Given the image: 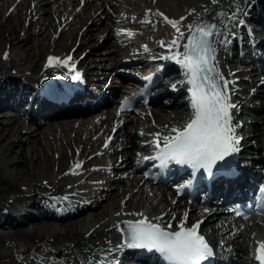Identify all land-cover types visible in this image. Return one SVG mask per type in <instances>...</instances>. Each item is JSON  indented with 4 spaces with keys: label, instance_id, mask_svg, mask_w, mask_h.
<instances>
[{
    "label": "bare ground",
    "instance_id": "obj_1",
    "mask_svg": "<svg viewBox=\"0 0 264 264\" xmlns=\"http://www.w3.org/2000/svg\"><path fill=\"white\" fill-rule=\"evenodd\" d=\"M51 1L0 0V105L20 107L33 93L29 89L24 93L28 85L39 79L61 80L72 76V64L84 74L96 70L102 75V82L108 79L113 82L114 76H120L117 70L141 67L142 60L136 58H143L145 46L162 57L169 56L168 49H163L159 42L166 44L176 33L157 12L174 20L186 17L180 25L182 29L204 17L216 19L221 26L224 18L217 16V12L235 11L237 6L239 13H246L250 7L259 8L260 16L255 17L264 20V0H221L219 5H212L210 0H84L64 14H58ZM193 9L200 15H189ZM112 12L119 24L136 29L140 39L134 41L127 30L110 26L111 30H106L101 40L100 34L106 26L98 29L100 14ZM146 19L151 22L144 23ZM95 28L99 33L91 32ZM222 40L220 35L215 48L226 45ZM72 48L68 67H45L49 56L65 59ZM255 56L254 52L248 54L250 60ZM164 62L166 66L176 67L177 72L175 76H160L152 87L158 93L146 107L124 110L117 116L116 106L110 109L109 105L78 120L73 116L45 120L49 114L78 109L86 98L85 94L67 87L68 81L45 83L39 89L44 97L40 101L34 99L30 107L36 113L29 118L33 122L31 126L17 124L10 131L3 130L0 122V223L12 210L21 213L17 221L4 223L7 231H0V264H86L94 253L106 250L109 241L113 247L117 244L114 238L118 232L113 225L138 219L136 213H143L163 227L171 221L172 229H176L186 207L189 211L192 206L165 193L161 198L146 196L140 177L130 176L127 170L142 158V151L151 153L153 137L150 134L158 129L149 126L150 117L159 121L165 129L162 133L167 134L165 126L173 127L170 122L176 125L188 108V95L182 89L187 86L182 69L171 59L164 58L161 63ZM126 64L131 69L125 68ZM239 69L254 74L245 63L232 74H237ZM262 81L264 76L254 84L253 90L248 89L249 85L231 96L232 102L238 105L232 114L234 123L241 124L237 129L241 142L254 141L251 148L259 163L264 162ZM169 85L175 87L166 91ZM112 86L114 90L115 85ZM48 96L57 99L56 103ZM173 113L177 119L171 121ZM37 116L43 119L40 125L35 120ZM114 126H117L115 132ZM109 136L112 139L108 148H104ZM77 162H83L76 170L78 174H71L70 169ZM237 183L243 184L244 179ZM213 189H219V184L214 183ZM231 192L232 189L228 191ZM187 213L185 225H190L195 219ZM162 214L163 219L156 220ZM209 220H203L200 231L209 230ZM250 232L237 224L221 231L222 255L215 264H254ZM262 235L259 240H264ZM127 253L130 254L125 249L113 252L111 264H140L128 259Z\"/></svg>",
    "mask_w": 264,
    "mask_h": 264
},
{
    "label": "snow or ice",
    "instance_id": "obj_2",
    "mask_svg": "<svg viewBox=\"0 0 264 264\" xmlns=\"http://www.w3.org/2000/svg\"><path fill=\"white\" fill-rule=\"evenodd\" d=\"M210 3L219 5L221 0H210ZM207 11L208 9L205 8V12ZM239 12L238 6L235 11L221 10L218 12L217 15L224 18L221 21V29H218L214 22L205 23L202 20L194 21L188 24L186 29H182L180 25L186 17L174 20L163 13H156V15L163 17L164 22L175 30L176 35L170 41L166 44L163 41L159 43L161 47H166L169 52V56L162 58L175 61L182 69L185 76L184 83L188 86L191 115L182 126L171 128L165 126L167 134L159 131L151 133L153 139L150 143L154 148V155L144 157L145 161H158L162 168L173 163L188 166L193 170V176L200 170L211 176L213 169L220 162L239 151L242 137L237 134V129L241 124L234 123L232 113L233 110H238V105L231 100V96L235 92L236 82L226 79L220 73L215 64L214 47L218 37L224 34L222 29L229 27L228 21H234L237 25L245 23L243 19H238L237 14ZM193 14L200 15L194 9L189 12V15ZM143 22L150 23L151 21L146 19ZM127 35L131 37L132 33L127 32ZM228 35L234 36L235 33H228ZM145 51H147L146 46ZM7 56L8 54L5 53L4 58L7 59ZM71 60V56L65 59L49 56L45 67H68ZM71 67L74 68V64ZM72 79H81V73L75 72ZM145 79L147 80L149 77H145ZM128 106L129 100L125 98L121 102L117 116ZM117 126L113 127V132L116 131ZM111 139L112 137L109 136L105 140L104 148H108ZM82 163L74 164L73 168L70 169L71 174H78L76 170L81 167ZM261 191L264 192V189ZM119 215L121 213H117V216ZM134 215L139 218L118 221L113 225V228L122 236L121 243L113 247L109 241V247L99 253H94L86 264H111V254L115 251H122L125 247L155 252L159 254L164 264H204L205 261L214 256L213 247L199 231L203 221L197 220L191 227L185 226L188 217L187 212L184 213L176 230H172L171 221L168 222L167 227H163L160 223L144 216L143 213ZM235 215L241 216L243 214L237 211ZM244 218L247 219L246 216ZM160 219H163V214L156 218V220ZM253 244L255 245L253 249L254 264H264V240L253 239Z\"/></svg>",
    "mask_w": 264,
    "mask_h": 264
},
{
    "label": "rangeland",
    "instance_id": "obj_3",
    "mask_svg": "<svg viewBox=\"0 0 264 264\" xmlns=\"http://www.w3.org/2000/svg\"><path fill=\"white\" fill-rule=\"evenodd\" d=\"M58 0H53V2H51V3H53V7H55L56 6V2H57ZM29 9V8H28ZM56 12L58 11V14H64V13H61L59 10H55ZM84 13H86V12H84ZM54 14V13H53ZM104 14H107V15H104ZM77 23V22H76ZM106 26V28H105V30H103V33H101L100 34V36H101V40H103L104 39V33L106 32V30L107 31H110L111 29L109 28L110 26H112V27H116L117 29H120L121 27H122V24H119L118 23V21H117V18L116 17H114V15H113V12L111 13V14H109V13H102V14H100V22L97 24V27H98V29H100L101 27H103V26ZM70 29V28H69ZM98 29H92L91 30V32H97V33H99V30ZM95 30V31H94ZM101 32V31H100ZM95 33H93L92 35H94ZM99 39V40H100ZM135 40H139L140 38H138L137 37V33H136V38H134ZM229 64H231V66L233 67V68H236V67H238V66H240V64L239 63H236L234 60H231L230 62H229ZM236 64V65H235ZM238 65V66H237ZM58 131V130H57ZM96 135V134H95ZM96 137V138H95ZM94 138L96 139V140H98L99 139V137L98 136H95ZM94 139V140H95ZM126 181H127V178L125 179ZM29 207H31L32 208V206H30L29 205ZM144 208L146 209L147 207L146 206H144ZM33 210H34V208H32ZM36 212V211H35ZM68 218V217H67ZM66 219V218H65ZM64 220V219H63ZM57 221H59L58 219L56 220V222ZM1 230H3V231H7L8 230V228H7V226L6 225H4L3 223H0V231Z\"/></svg>",
    "mask_w": 264,
    "mask_h": 264
}]
</instances>
